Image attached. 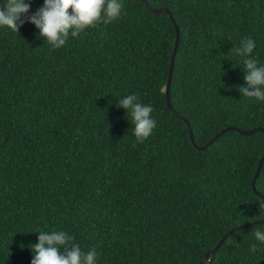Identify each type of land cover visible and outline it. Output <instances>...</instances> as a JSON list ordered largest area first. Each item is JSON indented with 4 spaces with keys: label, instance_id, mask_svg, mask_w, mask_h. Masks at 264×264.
Returning <instances> with one entry per match:
<instances>
[{
    "label": "trees",
    "instance_id": "16d2710c",
    "mask_svg": "<svg viewBox=\"0 0 264 264\" xmlns=\"http://www.w3.org/2000/svg\"><path fill=\"white\" fill-rule=\"evenodd\" d=\"M123 2L126 15L59 49L31 22L0 26V264H31L39 231L96 249V264H200L237 226L212 264H264L254 235L264 222L245 226L264 219L252 186L264 101L243 97L246 71L230 52L250 36L264 65V0H148L180 29L170 87L180 117L166 100L175 24ZM25 3L31 15L45 0ZM130 94L154 109L142 143L117 104ZM228 126L263 130L198 148ZM255 186L264 195V163Z\"/></svg>",
    "mask_w": 264,
    "mask_h": 264
},
{
    "label": "clouds",
    "instance_id": "9594fccd",
    "mask_svg": "<svg viewBox=\"0 0 264 264\" xmlns=\"http://www.w3.org/2000/svg\"><path fill=\"white\" fill-rule=\"evenodd\" d=\"M30 8L31 4L25 3V0H6L5 5L0 7V26L19 33L25 22H31L53 49L65 46L70 36L76 38L89 28H95L100 23L108 25L126 15L123 0H45L34 14L27 15ZM22 14H25L23 18ZM255 48V41L248 36L230 52L240 57L246 71V84L238 86L243 97L264 101V65H259V61L252 57ZM117 104L130 115L138 143L153 134L157 122L151 116L154 111L151 105L140 102L135 94L125 96ZM254 235L264 243V231L257 228ZM73 241L74 237L64 231H39L38 243L31 246L35 253L31 264H96V249L84 252ZM250 247L253 252L257 249L256 244Z\"/></svg>",
    "mask_w": 264,
    "mask_h": 264
},
{
    "label": "water",
    "instance_id": "95a60500",
    "mask_svg": "<svg viewBox=\"0 0 264 264\" xmlns=\"http://www.w3.org/2000/svg\"><path fill=\"white\" fill-rule=\"evenodd\" d=\"M133 1H143L145 2L146 4V7L154 12V13H168L170 14V17L172 18L173 20V23L175 24V28H176V39H175V46H174V49H173V52H172V56H171V60H170V67H169V74H168V81H167V86H166V100H167V104L169 106V108L171 109V111L176 114V116L180 117L176 112H175V109L173 108L172 104H171V101H170V87H171V80H172V75H173V69H174V62H175V58H176V54H177V50H178V44H179V38H180V29H179V26L175 23V20L171 14V11L169 10V8L167 7H162V8H154L152 7L148 0H133ZM188 125L189 127V135H190V138L192 140L193 143H195V140H194V133H193V129L191 127V125L188 123V121L184 118H182ZM227 130H236L238 132H240L241 134H244V135H250V134H253L256 130H263V128L261 127H258V128H253V129H241L239 127H236V126H228L224 129H222L219 133H217L215 136H213L211 138V140H209V142H207L205 145L203 146H199L198 148H202V149H205L208 145H210L221 133L227 131ZM263 163H264V153H263V156L261 157L260 159V162L258 164V167L256 169V172H255V175H254V178H253V181H252V186L254 188V191L260 195L261 197L264 198V195L262 193H260L256 186H255V182L260 174V171L262 169V166H263ZM264 222V219H259V220H256L252 223H248L246 224L245 226H250V225H254V224H258V223H263ZM239 228H242V226H237V227H233L231 230H229L222 238L221 240L217 243V245L212 249V250H209V251H206L205 254H204V257H203V260L200 262V264H212V261L214 259V255L217 251V249L223 244V242L225 241V239H227L234 231H236L237 229Z\"/></svg>",
    "mask_w": 264,
    "mask_h": 264
}]
</instances>
